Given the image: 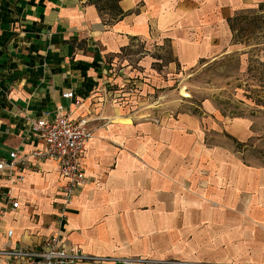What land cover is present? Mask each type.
<instances>
[{
    "label": "crops",
    "instance_id": "crops-1",
    "mask_svg": "<svg viewBox=\"0 0 264 264\" xmlns=\"http://www.w3.org/2000/svg\"><path fill=\"white\" fill-rule=\"evenodd\" d=\"M263 3L0 0V159L43 149L30 124L47 113L93 133L65 218L55 161L0 177V251L58 234L134 264H264V135L211 100H157L172 77L231 53L245 63L230 20Z\"/></svg>",
    "mask_w": 264,
    "mask_h": 264
},
{
    "label": "rangeland",
    "instance_id": "rangeland-1",
    "mask_svg": "<svg viewBox=\"0 0 264 264\" xmlns=\"http://www.w3.org/2000/svg\"><path fill=\"white\" fill-rule=\"evenodd\" d=\"M236 17L237 32L233 40L251 49L244 57L245 63L237 53H231L172 77L168 87L159 89L163 97L157 100L167 103L169 108L173 104L194 108L202 101L211 100L229 119L250 118L253 129L264 135V8H247ZM171 58L168 47L164 61Z\"/></svg>",
    "mask_w": 264,
    "mask_h": 264
},
{
    "label": "built area",
    "instance_id": "built-area-1",
    "mask_svg": "<svg viewBox=\"0 0 264 264\" xmlns=\"http://www.w3.org/2000/svg\"><path fill=\"white\" fill-rule=\"evenodd\" d=\"M63 97L71 98L73 92H65ZM30 132L44 143V148L35 150L30 155H20L18 151L10 152L7 160L0 159V177L4 176L5 171H9V178L14 179L12 177L15 176L16 181H22L24 169H37L33 159L55 161L63 179L61 217L65 218L67 205L74 197L76 189L86 180L83 158L86 144L93 133L86 120H76L63 112H58L53 117L47 113L32 121ZM12 207L17 208L18 202H13ZM0 258L5 264H90L106 260H114L116 264L138 262L131 258L109 259L86 253L80 246L67 243L58 234L46 238L39 248L2 250Z\"/></svg>",
    "mask_w": 264,
    "mask_h": 264
},
{
    "label": "trees",
    "instance_id": "trees-1",
    "mask_svg": "<svg viewBox=\"0 0 264 264\" xmlns=\"http://www.w3.org/2000/svg\"><path fill=\"white\" fill-rule=\"evenodd\" d=\"M258 8H259V9H263V8H264V3H263V4H260ZM236 18H237V17H234V18H232V19L230 20V26H231V29L234 31V35H236V32H237V30H236L235 27H234V21H235ZM234 37H235V36H234ZM239 42H240V41H239Z\"/></svg>",
    "mask_w": 264,
    "mask_h": 264
}]
</instances>
